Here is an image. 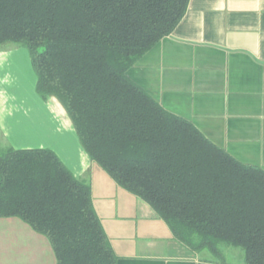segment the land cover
Segmentation results:
<instances>
[{
    "label": "trees",
    "instance_id": "obj_1",
    "mask_svg": "<svg viewBox=\"0 0 264 264\" xmlns=\"http://www.w3.org/2000/svg\"><path fill=\"white\" fill-rule=\"evenodd\" d=\"M188 2L0 0V50L26 47L39 97L63 106L90 160L145 201L176 241L223 263L225 249L239 247L245 263L264 264V170L233 158L127 75ZM10 216L48 239L55 264H116L89 181L50 148L0 153V217Z\"/></svg>",
    "mask_w": 264,
    "mask_h": 264
},
{
    "label": "crops",
    "instance_id": "obj_2",
    "mask_svg": "<svg viewBox=\"0 0 264 264\" xmlns=\"http://www.w3.org/2000/svg\"><path fill=\"white\" fill-rule=\"evenodd\" d=\"M19 60L8 52L0 57V70L18 71ZM127 75L233 158L264 170V0H189L173 31L138 58ZM34 102L31 124L21 127L29 140L52 149L75 176L89 181L116 264H247L241 251L235 261L223 263L176 241L145 201L90 160L56 99L44 103L36 97ZM5 103L0 95L3 113ZM0 264H55V255L48 239L26 222L0 217Z\"/></svg>",
    "mask_w": 264,
    "mask_h": 264
},
{
    "label": "rangeland",
    "instance_id": "obj_3",
    "mask_svg": "<svg viewBox=\"0 0 264 264\" xmlns=\"http://www.w3.org/2000/svg\"><path fill=\"white\" fill-rule=\"evenodd\" d=\"M7 45H9L8 49L0 50V57L8 52H15L19 56L21 68L18 71L0 70V95L6 99L5 104L8 106L4 113L0 111V123L7 131L6 137L1 134L2 130L0 131V153L6 151L10 145L14 148H24L38 147L39 143L35 139L29 140L28 130L25 126L21 127L23 123L31 124L30 120L33 118L35 108L34 98H40L35 89L36 76L30 64L29 53L22 45L13 43ZM41 101L47 102L42 99ZM225 250L226 259L235 261V252H239V247Z\"/></svg>",
    "mask_w": 264,
    "mask_h": 264
},
{
    "label": "bare ground",
    "instance_id": "obj_4",
    "mask_svg": "<svg viewBox=\"0 0 264 264\" xmlns=\"http://www.w3.org/2000/svg\"><path fill=\"white\" fill-rule=\"evenodd\" d=\"M17 57H18V55H17ZM19 62H20V60H19ZM21 62H22V60H21ZM23 63V62H22Z\"/></svg>",
    "mask_w": 264,
    "mask_h": 264
}]
</instances>
